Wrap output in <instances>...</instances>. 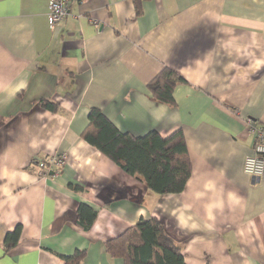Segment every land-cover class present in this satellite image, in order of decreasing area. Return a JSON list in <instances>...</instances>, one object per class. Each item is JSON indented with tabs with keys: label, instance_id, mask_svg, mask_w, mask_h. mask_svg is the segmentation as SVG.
<instances>
[{
	"label": "crops",
	"instance_id": "1",
	"mask_svg": "<svg viewBox=\"0 0 264 264\" xmlns=\"http://www.w3.org/2000/svg\"><path fill=\"white\" fill-rule=\"evenodd\" d=\"M0 0V264H125L106 242L158 218L187 264H264V177L243 170L264 125V0ZM187 81L174 105L149 83L164 68ZM59 103L53 112L39 100ZM92 107L123 133L184 134L192 173L159 194L82 134ZM66 155L42 178L36 157ZM96 217L89 228L80 208ZM91 211V212H92ZM21 226L18 244L5 249Z\"/></svg>",
	"mask_w": 264,
	"mask_h": 264
},
{
	"label": "trees",
	"instance_id": "2",
	"mask_svg": "<svg viewBox=\"0 0 264 264\" xmlns=\"http://www.w3.org/2000/svg\"><path fill=\"white\" fill-rule=\"evenodd\" d=\"M144 0H134L138 13ZM187 81L177 71L166 67L149 83L148 88L157 102L174 105L173 90ZM39 105L57 112L59 103L51 99H40ZM82 137L108 156L127 173L136 176L159 194H179L186 186L192 173L186 140L181 130L163 138L152 130L142 137L121 132L97 107L89 112V125ZM38 162L37 157L33 160ZM80 208V220L89 228L96 212L88 210L89 217ZM92 211V212H91ZM21 226L8 232L5 249L9 251L18 244ZM106 250L112 257H119L125 264H187L182 249L168 233L164 223L158 218L141 219L120 236L106 242ZM84 252L65 256V264H80Z\"/></svg>",
	"mask_w": 264,
	"mask_h": 264
},
{
	"label": "built area",
	"instance_id": "3",
	"mask_svg": "<svg viewBox=\"0 0 264 264\" xmlns=\"http://www.w3.org/2000/svg\"><path fill=\"white\" fill-rule=\"evenodd\" d=\"M69 11V0H51L49 3L48 21L51 27L61 23ZM245 124L250 127L254 134L253 153L245 157L243 170L254 179L260 180L264 177V125L255 124L252 119H245ZM35 162L37 173L42 178L50 177V171L63 166L66 155L53 154L46 157H37Z\"/></svg>",
	"mask_w": 264,
	"mask_h": 264
},
{
	"label": "water",
	"instance_id": "4",
	"mask_svg": "<svg viewBox=\"0 0 264 264\" xmlns=\"http://www.w3.org/2000/svg\"><path fill=\"white\" fill-rule=\"evenodd\" d=\"M53 172V171H52ZM52 172H51V174H52Z\"/></svg>",
	"mask_w": 264,
	"mask_h": 264
}]
</instances>
